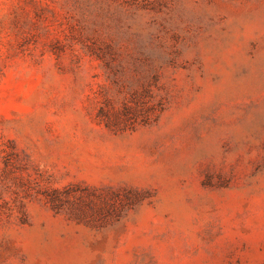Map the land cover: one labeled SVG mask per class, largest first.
<instances>
[{"label":"rangeland","instance_id":"1","mask_svg":"<svg viewBox=\"0 0 264 264\" xmlns=\"http://www.w3.org/2000/svg\"><path fill=\"white\" fill-rule=\"evenodd\" d=\"M0 264H264V0H0Z\"/></svg>","mask_w":264,"mask_h":264}]
</instances>
